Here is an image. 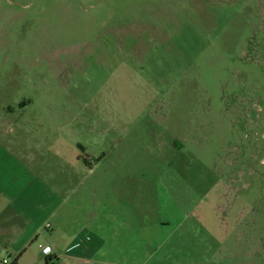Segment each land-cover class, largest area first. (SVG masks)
<instances>
[{"label":"rangeland","instance_id":"rangeland-1","mask_svg":"<svg viewBox=\"0 0 264 264\" xmlns=\"http://www.w3.org/2000/svg\"><path fill=\"white\" fill-rule=\"evenodd\" d=\"M263 125L264 0H0V264H264Z\"/></svg>","mask_w":264,"mask_h":264},{"label":"crops","instance_id":"crops-1","mask_svg":"<svg viewBox=\"0 0 264 264\" xmlns=\"http://www.w3.org/2000/svg\"><path fill=\"white\" fill-rule=\"evenodd\" d=\"M31 175L32 174L28 172L26 177ZM27 181H31L28 185H30L31 187H35V181ZM8 192H10L8 189L1 188L0 197L7 196ZM51 193L52 192H49L47 190L38 192L34 189L29 197L10 194L9 196L12 200L11 206H15L17 204V210H14V212L16 213L14 216V221L12 220L8 222V226L3 230L1 229V233H7L9 235L15 234L16 236L24 235L27 233L30 235H33L34 233L37 234L39 232V227L46 220H48L49 218L59 217L58 210L61 207L60 199L58 198V196H56L55 193ZM80 235H78V237ZM78 237L76 239H78ZM18 243L19 242H17L16 240L15 245ZM100 245L102 244H92L91 246L87 247V251L84 254H79L73 257L69 256L68 258L75 260L76 262H79L81 264L82 262L88 261L86 259L87 257L85 256L86 254L92 252L97 254L100 251ZM51 246L52 245H47L43 250ZM17 250L19 249L17 248ZM59 259L60 258L58 257V260Z\"/></svg>","mask_w":264,"mask_h":264},{"label":"built area","instance_id":"built-area-1","mask_svg":"<svg viewBox=\"0 0 264 264\" xmlns=\"http://www.w3.org/2000/svg\"><path fill=\"white\" fill-rule=\"evenodd\" d=\"M51 248L50 247H47L45 250H44V254L45 255H49V254H51Z\"/></svg>","mask_w":264,"mask_h":264},{"label":"trees","instance_id":"trees-1","mask_svg":"<svg viewBox=\"0 0 264 264\" xmlns=\"http://www.w3.org/2000/svg\"><path fill=\"white\" fill-rule=\"evenodd\" d=\"M51 262H53V259L52 258H48V259H46V264H50Z\"/></svg>","mask_w":264,"mask_h":264},{"label":"flooded vegetation","instance_id":"flooded-vegetation-1","mask_svg":"<svg viewBox=\"0 0 264 264\" xmlns=\"http://www.w3.org/2000/svg\"><path fill=\"white\" fill-rule=\"evenodd\" d=\"M256 115H257V114H256ZM254 116H255V115H253V117H254ZM251 121L254 122V120H250V122H251ZM263 126H264V125H263Z\"/></svg>","mask_w":264,"mask_h":264}]
</instances>
